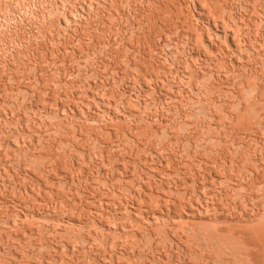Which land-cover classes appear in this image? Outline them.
I'll return each mask as SVG.
<instances>
[{
    "label": "rangeland",
    "instance_id": "obj_1",
    "mask_svg": "<svg viewBox=\"0 0 264 264\" xmlns=\"http://www.w3.org/2000/svg\"><path fill=\"white\" fill-rule=\"evenodd\" d=\"M257 96L264 0H0V264H240L210 242L264 225Z\"/></svg>",
    "mask_w": 264,
    "mask_h": 264
},
{
    "label": "bare ground",
    "instance_id": "obj_2",
    "mask_svg": "<svg viewBox=\"0 0 264 264\" xmlns=\"http://www.w3.org/2000/svg\"><path fill=\"white\" fill-rule=\"evenodd\" d=\"M251 87H252V86H251ZM247 89H248V87H247ZM252 89H253V88H252ZM255 89H256V88H254L253 91H255ZM243 90H244V89H243ZM250 94H251V93H250ZM255 94H256V93H255ZM255 94H253V95H255ZM245 96H247V95H245ZM255 96H256V95H255ZM246 98H247V97H246ZM246 98H245V99H246ZM248 98H249V97H248ZM250 98H251V95H250ZM254 98H255V97H254ZM254 98L252 97L253 100H254ZM256 98H257V99L261 98L260 101L256 99V100H255L256 103H257V101H259V103L262 101V104L264 103V102H263V99H262V98H264V96H263V97H262V96H257ZM242 100H243V99H242ZM250 100H251V99H250ZM245 101H246V100H245ZM247 101H248V100H247ZM247 101H246V102H247ZM251 101H252V100H251ZM251 101H249V102H251ZM241 102H242V101H241ZM243 102H244V101H243ZM251 103H252V102H251ZM253 103H254V101H253ZM253 103H252V104H253ZM256 103H255V104H256ZM259 103H257V104H258V105H261V103H260V104H259ZM248 104H249V103H248ZM252 104H251V105H252ZM257 104H256V105H257ZM240 105H241V104H240ZM263 105H264V104H263ZM238 106H239V105H238ZM243 107H244V110H245V109L247 110L250 106H249L248 108L246 107V105L243 106ZM260 107H261V106H260ZM246 110H245V111H246ZM248 110H249V109H248ZM261 110H262V108H261ZM245 111H243V113H242L241 115H242L243 117H245V119H246V121H247V120L251 117V116H250L251 112H247V111H246L247 113H250V114L248 115V116H249V117H248V116L246 115L247 113H246ZM254 111H255V110H254ZM245 113H246V114H245ZM258 113H259V112H258ZM243 114H245V116H244ZM252 114H254V113H252ZM241 115H240V116L238 115L239 117H238L237 119H239V120L237 121V119H236V121H237V122H241V124H242V123H243L242 120L244 121V119H243V117H241ZM240 117H241V118H240ZM236 121H235V122H236ZM246 121H244V122L246 123ZM248 121H249V120H248ZM248 121H247V122H248ZM237 122H236L235 124L238 125L239 123H237ZM245 123H243V124H245ZM241 124H240V125H241ZM246 125H247V124H246ZM209 140H211V139H209ZM217 142H218V141H217ZM211 145H212V143H211ZM207 146H208V145H207ZM209 148H210V147H209ZM229 149H230V148H229ZM225 150H226V149H225ZM250 150H251V149H250ZM245 151H246V150H245ZM251 151H252V150H251ZM216 152H217V151H216ZM244 153H245V152H244ZM246 153H247V152H246ZM246 153H245V154H246ZM242 154H243V153H242ZM247 155H248V154H247ZM244 156H245V155H244ZM246 157H247V156H246ZM249 157H250V155H249ZM243 159H244V158H243ZM239 160H240V159H239ZM241 162H242V161H241ZM263 162H264V161H263ZM242 163H243V162H242ZM37 164H38V163H37ZM243 165H245V164H243ZM237 166H238V165H237ZM239 168H241V167H239ZM253 168H254V167H253ZM239 170H241V169H239ZM263 177H264V176H263ZM261 181H262V179H261ZM263 185H264V184H263ZM241 186H243V185H241ZM253 186H254V185H253ZM259 186H260V185H259ZM238 192H239V191H238ZM231 194H232V193H231ZM263 195H264V194H263ZM262 197H263V196H262ZM246 206H247V205H246ZM261 207H262V206H261ZM257 209H258V208H257ZM252 212H253V211H252ZM260 213H261V211H260ZM262 213H263V212H262ZM250 215H251V214H250ZM253 215H255V214H253ZM262 215H263V214H262ZM177 216H178V214H177ZM179 216H180V214H179ZM179 216H178V217H179ZM182 216H183V215H182ZM253 217H254V216H253ZM263 218H264V216H263ZM251 220H252V219H251ZM258 220H259V219H258ZM258 220L256 219V221H258ZM261 220H262V219H261ZM179 221H180V220H179ZM259 221H260V220H259ZM181 223L183 224L184 221H182ZM185 223H186V222H185ZM185 223H184V225H181V224H180L181 227H182V226L185 227V226L187 225V224L185 225ZM187 223H188V222H187ZM250 223H251V222H250ZM256 224H257V223H256ZM192 225H193V224H192ZM206 225H207V224H206ZM257 225H258V224H257ZM257 225H256V226H257ZM193 226H194V225H193ZM212 226H213V225H212ZM178 227H179V226H178ZM184 227H182L183 230H184ZM215 227H216V226H215ZM222 227H223V226H222ZM222 227H221V228H218V229H219V231H220V229H221L222 232H220V233H223V234L227 231L228 234L225 233V234L222 236V238H223L225 235H228L229 238L231 237V239H230L231 241H229V240L226 238V239L229 241V243L227 242V240H226L225 238H223V239H225V240H221V239H222V238H221V239H217V241H218V240H219V241L221 240L220 242L224 241V242H227V243L222 242V243H224V244L220 243V245H219V243H218V245H216V244H217V241H216V240H212V238L214 237L212 231H216V230H217L216 232H218V229H214V227H213V229L211 228L212 231H211V229H209L213 236L210 235V232H208L209 235H208V233L206 232L207 235H208V236H207L208 238H207V237L204 238V237L206 236V234H205V236L202 235L203 240L205 241V240L207 239L208 242H209V240H210V238H211L212 241L210 240V241H211L210 243H212L213 241H215V242L212 243L213 245H211V244L209 243V244L212 246V248H213L214 244L216 243L215 246H217V248H216V250H214V248H215V247H214V248H213V251H216V252H222V251L226 250V252H227V250H228V251H230V255H234V256H235V255H236V256L239 255V256L242 258V260H241L242 262H240V260H238L240 264L243 263V259H245V260H244L245 262H251L252 259H251V260L249 259V256H252L251 254L249 255V252H250V251H249V252H248V251L245 252V250H246V249H245V248H246L245 245L248 244V242H247V241H248V240H247L248 236H247V238H245L244 236L247 235V233H251V232H253L251 235L248 234V235H249V238H250L249 240H250L251 242H253L254 239L261 240V241L264 242V225H261V226L259 225V226H257V227L254 226V227H252V228H254V229H252L253 231L250 230V229H248L249 232H247L248 230H247V231L244 230V231H245V232H244L243 230H241V228H240V229L238 228L239 230L242 231V232H240V231H238L237 228L234 227L235 230L237 229V231H238L239 233H234V232H233L232 234H234V235L237 234V235H236L237 239H240V238L242 239V238H244L245 244H243L242 246H241V244H240L241 239H240V240H236V239H234L235 236L229 235L230 232H228V230L225 229V228H224L225 231H223V230H222V229H223ZM182 228H181V229H182ZM185 228L188 229L187 226H186ZM191 228H192V227H191ZM191 228H190V229H191ZM177 229H179V228H177ZM177 229H176V230H177ZM181 229H180V230H181ZM193 229H194V228H193ZM244 229H245V228H244ZM209 230L206 229L205 231H209ZM229 230H230V228H229ZM231 230H232V231H235L232 227H231ZM231 230H230V231H231ZM178 231H179V230H178ZM178 231H177V232H178ZM181 231H182V230H181ZM181 231H180V233H181ZM201 231H203V230L201 229ZM201 231H200V232H201ZM205 231H203V234L205 233ZM232 231H231V232H232ZM237 231H236V232H237ZM250 231H251V232H250ZM157 232H158V231H157ZM160 232H161V231H160ZM160 232H159V233H160ZM182 232H183V231H182ZM189 232H190V231H189ZM197 232H198V231H197ZM216 232H214V233L216 234ZM243 232L245 233L244 236L242 235L241 237H239V236H240L239 234H243ZM246 232H247V233H246ZM154 233H155V232H154ZM174 233H176V232H174ZM185 233H186V232H185ZM194 233H195V232H194ZM198 233H199V232H198ZM200 234H202V232H201ZM154 235H155V234H154ZM156 235H157V234H156ZM156 235H155V236H156ZM197 235H198V234H197ZM217 235H218V234H216L215 236L217 237ZM238 235H239V236H238ZM174 236H175V235H174ZM176 236H177V235H176ZM180 236H181V235H180ZM183 236H184V235H183ZM189 236H190V235H189ZM250 236H251V237H250ZM150 237H151V236H150ZM150 237H149V238H150ZM163 237H164V236H163ZM184 237H186V236H184ZM194 237H195V236H194ZM196 237H197V236H196ZM218 237H221V234H219ZM236 237H235V238H236ZM186 238H187V237H186ZM186 238H185V239H186ZM192 238H193V237H192ZM232 238H233L236 242L238 241L239 243L237 242V244H236L235 241L232 242V241H233ZM251 238H252V239H251ZM152 239H153V238H152ZM179 239H180V238H179ZM185 239H184V240H185ZM215 239H216V238H215ZM149 240H151V239H149ZM199 240H200V239H199ZM199 240H198V241H199ZM242 240H243V239H242ZM154 241H155V240H154ZM190 241H191V240H190ZM244 241H243L242 243H244ZM250 241H249V242H250ZM180 242H182V241H180ZM183 242H184V241H183ZM185 242H187V240H186ZM201 242H202V241H201ZM205 242L207 243V241H205ZM230 242H231V243H230ZM246 242H247V243H246ZM255 243H257L256 240H255ZM258 243H259V242H258ZM261 243H262V242H260V244H261ZM185 244H186V243H185ZM238 244H239V245H238ZM251 244H252V243H251ZM261 245L264 246L263 244H261ZM182 246H183V245H182ZM243 246H245V247H243ZM249 246H250V245L248 244L247 247L249 248ZM183 247H185V246H183ZM191 247H194V246H191ZM209 247H210V246H209ZM242 247H243V248H242ZM188 248L190 249L189 245H188ZM194 248H195V247H194ZM194 248H192V249H194ZM210 248H211V247H210ZM249 249H250V248H249ZM251 249H252V248H251ZM182 250H183V249H182ZM185 250H186V249H185ZM196 250H197V249H196ZM204 250H205V249H204ZM207 250H208V249H207ZM183 251H184V250H183ZM188 251H189V250H188ZM193 251H194V250H193ZM201 251H202V249H201ZM209 251H211V250H209ZM213 251H212V252H213ZM252 251H253V250H252ZM190 252H191V251H190ZM198 252H199V251H198ZM202 252H203V251H202ZM202 252H201V253H202ZM206 253H207V252H206ZM224 253H225V252H224ZM246 253L248 254V257H247V255H245ZM254 253H255V252H254ZM263 253H264V252H263ZM202 254H203V253H202ZM204 254H205V253H204ZM258 254H259V252H258ZM185 255H186V254H185ZM197 255H198V254H197ZM209 255H210V254H209ZM189 256H190V255H189ZM194 256H195V255H194ZM198 256H199V255H198ZM218 256H219V255H218ZM245 256H246L247 259H246V258H243V257H245ZM210 257H211V256H210ZM223 257H224V256H223ZM226 257H227V256H226ZM231 257H232V256H231ZM190 258H192V257H190ZM204 258H205L204 260L206 261V258H209V257L206 256V257H204ZM228 258L231 260L230 257H228ZM233 258H234V257H233ZM237 258H238V257H237ZM209 259H210V258H209ZM222 259H223V258H222ZM224 259H225V258H224ZM229 259H228V261H229ZM248 259H249V260H248ZM189 260H190V259H189ZM189 260H188V261H189ZM201 260H202V259H201ZM218 260H220V259L218 258ZM192 261H193V260H192ZM216 261H217V260H216ZM232 261H233V260H231V261H229V262L231 263ZM236 261H237V260H236ZM254 261H256V260H254ZM190 262H191V261H190ZM198 262H199V261H198ZM210 262H211V261H210ZM222 262H223V261H222ZM234 262H235V261H234ZM193 263H195V262H192V264H193ZM212 263H213V262H212ZM236 263H237V262H236ZM189 264H190V263H189ZM196 264H197V262H196ZM200 264H201V263H200ZM203 264H204V263H203ZM232 264H233V262H232ZM243 264H245V263H243ZM246 264H251V263H246Z\"/></svg>",
    "mask_w": 264,
    "mask_h": 264
}]
</instances>
